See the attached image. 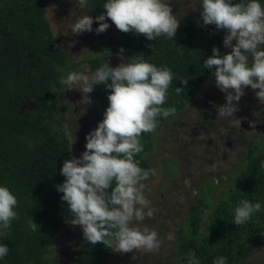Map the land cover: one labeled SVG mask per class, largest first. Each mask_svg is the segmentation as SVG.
I'll return each mask as SVG.
<instances>
[{"label": "trees", "instance_id": "trees-1", "mask_svg": "<svg viewBox=\"0 0 264 264\" xmlns=\"http://www.w3.org/2000/svg\"><path fill=\"white\" fill-rule=\"evenodd\" d=\"M55 0H0V184L6 185L17 198V218L14 219L0 243L9 247V253L0 264H49L50 242L61 232L69 211L60 200L55 185L63 182L59 169L71 156L68 138L62 125L56 121V97L59 72L57 66L68 63L54 34L45 19L47 7ZM99 12L104 0H86ZM233 3L238 0H232ZM264 3V0H262ZM185 37L178 44L163 36L148 41L143 34L119 32L108 41L110 52L128 59L143 58L159 66L168 67L173 80L162 107H174L169 116L157 117L158 124L182 112L197 95L203 79L210 72L202 67L204 59L212 52L194 41L195 23L185 16L180 25ZM224 29L215 28L211 38L218 44ZM151 44L152 47L146 45ZM123 48V52L119 49ZM137 55V56H136ZM136 56V57H133ZM132 57V58H131ZM107 64L100 58L87 61L90 69ZM108 65V64H107ZM181 80L187 83L181 84ZM182 91L176 94L174 88ZM103 85L94 87L92 99L103 113L108 105ZM30 104L32 109L20 115V108ZM155 129L143 133L140 143L143 151L134 159L147 169L142 155L151 150ZM264 151L250 142L246 149L245 165L235 175L225 197L212 204L208 217L207 234L200 238L202 209L208 204L199 199L187 210L186 232L177 236L175 255L185 264L191 251L200 264H213L217 256H224L226 264H242L246 249L258 233L264 235ZM111 190V189H110ZM240 199L259 202L261 208L243 224H233L232 209ZM39 225L33 232L27 228L28 220ZM108 245L85 242L78 252L75 264H104Z\"/></svg>", "mask_w": 264, "mask_h": 264}, {"label": "clouds", "instance_id": "clouds-1", "mask_svg": "<svg viewBox=\"0 0 264 264\" xmlns=\"http://www.w3.org/2000/svg\"><path fill=\"white\" fill-rule=\"evenodd\" d=\"M85 4L86 0H80L81 8ZM199 7L204 25L214 24L217 29L226 30L223 46L230 49L221 56L219 49L213 47L212 55L202 65L209 70L215 66L211 73L215 85L225 93V103L216 109L217 118L239 126L240 120L233 117L238 110L234 101L238 102L245 94V86L258 89L255 96L264 103V3L262 0L235 3L199 0ZM102 8L105 11L94 18L98 25L95 29L93 17L81 13L69 22L71 32L76 35L86 31L102 33L109 27L104 22L107 17L121 32L143 34L148 41H156L161 36L172 40L179 25L170 0H104ZM119 51L123 52V48ZM173 76L166 66L158 67L146 59L133 58L115 67L104 64L92 71H70L60 78L65 89L82 94V104L91 103L87 94L95 86L103 85L110 90L103 118L84 137V151L78 157L70 156L63 161L59 173L64 179L55 185L70 214L66 223L78 225L90 244L99 242L120 253L154 251L160 246L156 229L141 223L155 211L144 195L142 183L154 172L141 168L134 157L143 151L141 135L155 129L157 117L175 112L174 107H162ZM180 82L185 84L187 80ZM174 90L176 94L182 91L180 87ZM259 166L264 168V161ZM17 203L9 187L0 184V236L17 218ZM260 208L259 202L240 199L232 209L233 224L245 223ZM27 228L35 232L39 225L31 218ZM168 239H173L171 233ZM9 251L7 244L0 243V261ZM185 264H200V260L189 251ZM213 264H226V258L217 256Z\"/></svg>", "mask_w": 264, "mask_h": 264}, {"label": "rangeland", "instance_id": "rangeland-1", "mask_svg": "<svg viewBox=\"0 0 264 264\" xmlns=\"http://www.w3.org/2000/svg\"><path fill=\"white\" fill-rule=\"evenodd\" d=\"M170 7L179 19L176 44L180 37H185L180 25L185 16H190L195 23L196 44L209 51L216 47L221 56L230 52L229 48L223 46L226 32L218 44L211 38L210 32L216 26L203 24L199 0H170ZM81 13L93 19L102 14L92 9L87 1L81 8L80 0H55L45 12V19L52 32L58 35L68 60L65 66H57L56 121L62 125V132L69 140L71 156L75 157L84 151L86 133L94 129L102 117L93 102L92 93L87 94L91 103L82 104V94L75 89H65L60 78L70 71H92L87 61L93 58L102 57L110 67L125 62L121 55L110 52L108 41L117 37L120 30L107 17L104 22L109 27L102 33L86 31L76 35L71 32L69 22ZM97 26L94 19L93 29ZM214 69L215 66L203 79L197 95L186 108L155 129L151 150L142 155L148 166L145 170L154 172H150L142 183L145 185L144 195L155 211L153 216L145 217L141 223L156 229L159 248L120 253L113 252L108 246L104 264H181L175 255L176 239L186 232L189 207L201 198L208 201L206 208H200L202 224L198 236L202 238L207 234L212 204L227 195L236 173L245 165L248 144L253 142L260 151H264V103L255 96L258 89L245 86V94L238 102L234 101L238 110L233 117L240 120L239 126L228 119L217 118L216 109L225 103V93L215 85V78L211 74ZM31 109L30 104H25L19 114L23 115ZM170 233L173 236L171 240L168 239ZM85 242L78 225L65 223L61 232L50 242L46 259L49 264H75L76 256ZM251 244L245 251L242 264H264V235L258 233Z\"/></svg>", "mask_w": 264, "mask_h": 264}]
</instances>
